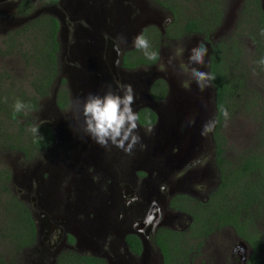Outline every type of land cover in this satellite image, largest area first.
<instances>
[{"label":"trees","instance_id":"1","mask_svg":"<svg viewBox=\"0 0 264 264\" xmlns=\"http://www.w3.org/2000/svg\"><path fill=\"white\" fill-rule=\"evenodd\" d=\"M148 1L173 16L165 30V39L198 35L209 45L206 68L216 77L211 82L215 93L212 143L216 182L206 200H197L188 194H176L171 199L170 206L187 214L191 222L185 230L160 229L156 233L154 238L163 264H171L175 255L171 239L176 243L174 248L182 254L177 264H192V255L203 253L205 242L222 228H229L235 237L250 246L252 251L246 264H264V65L259 63L264 59V11L261 1L242 0L230 33L220 38H215V34L226 26L230 0ZM38 2L40 6H50L58 0ZM35 9L32 0H23L16 13L27 16ZM57 29L54 17L40 14L9 29L0 40L1 57L17 59L21 68L28 71L21 79L13 67L0 65V153L14 151L26 159L32 158L53 139L47 122L37 124L39 135L31 129L37 126L33 124L32 113L38 110L41 99L51 97L58 76ZM142 35L152 36L151 50L158 53L162 37L159 30L148 26ZM156 61L136 48L122 58L123 67L128 69L152 65ZM26 78L29 79L26 81ZM165 92V82L156 80L153 97L161 99ZM17 100L27 106L25 110L15 111ZM65 101V91L59 89L56 104L63 107ZM221 108L228 110V119ZM145 111L148 114L139 116L138 121L152 123L155 114L148 109ZM240 122L248 124L252 134L245 135L238 130L232 134L227 130L234 129L235 125L238 127ZM0 159H3L1 154ZM11 176L9 164H0V264H28L37 255L33 253L37 229L28 205L10 184ZM127 243L134 251H140L138 238L128 236ZM55 264L105 262L66 251L55 258Z\"/></svg>","mask_w":264,"mask_h":264},{"label":"flooded vegetation","instance_id":"2","mask_svg":"<svg viewBox=\"0 0 264 264\" xmlns=\"http://www.w3.org/2000/svg\"><path fill=\"white\" fill-rule=\"evenodd\" d=\"M22 1L0 0V25L11 27L16 24L14 26H17L40 14H48L58 22L56 40L59 44L58 76L51 89V110L55 114V121L49 126L52 129L53 139L50 145L40 152L48 153L43 157L34 156L28 161L23 157L24 160L16 167L15 160L10 163L12 168L10 184L18 197L28 205L37 229L36 245L33 250L37 255L36 258L29 260L28 264H55V258L66 251L101 259L105 264H163L162 254L154 236L160 229L188 228L191 218L175 210L170 203L176 194L189 195L183 191V188L186 182L195 177L194 173L189 171L192 163L189 161L187 164L188 160L184 163L188 172L183 177L185 183H179L183 190L174 189L175 186L173 187L171 182L162 179L167 177L169 171L162 177L155 168L143 169L144 165L138 162H133L130 168H126L122 177L118 175L117 181L123 183L124 190L111 189L114 182L110 175L111 168L100 167L101 164L96 160L100 148L103 149L104 146L100 144L96 146L94 139L85 131L81 110L83 101L90 94L104 96L108 91H112L123 95L121 86L130 85L135 96L132 108L138 116H146L148 114L146 109L155 114L152 123L142 124L138 121L139 133L145 131L143 133L148 134L146 129L150 127L152 137V132L157 128L158 115L161 113V109L157 107L158 103L167 99L162 110H169L172 99L169 95L170 88L166 87L163 98L155 99L152 95L153 84L159 77L153 72L148 74L138 71L141 69L140 66L133 69L123 67L122 58L127 50L122 53L119 63L109 60L108 50L112 44L125 48L110 33V10L116 6V3H111L110 0H82L92 17L91 20L81 12L69 13L68 4L66 5L69 0L66 3L65 0H58L55 5L43 6L55 9L57 12L55 15L39 13L31 17L33 12L27 16H18L16 10ZM32 1L35 5L39 3L38 0ZM241 2L242 0H239V4ZM118 8L115 13L117 11L122 13V9ZM262 8L264 11L263 6ZM95 18L97 23L93 22ZM84 45L95 48L103 63V71L97 72V77L92 80L80 76L82 62L71 55L73 50H79ZM207 47L209 49V45ZM64 55L69 64L62 65ZM207 57L208 55L206 61ZM144 68L152 69L153 66L145 65ZM127 73L136 75L127 76ZM61 81L64 83L62 84ZM192 85L191 83V88ZM59 89L65 91L66 95L63 107L56 104V92ZM142 110L144 112L141 115ZM74 117L75 119H72ZM69 119L71 120L67 122ZM72 136L74 142L77 140L78 143L73 144ZM67 142L71 144L64 148V143ZM140 142L136 146H139ZM93 147L97 148L94 152ZM79 152L83 154L80 160L77 156ZM14 171L21 172L17 181V174L14 175ZM157 179H160L158 185L149 183ZM14 182L18 183L16 189L13 186ZM128 185H131L132 189L126 197L125 187ZM21 188L24 193L20 191ZM153 209L154 211L151 212ZM180 215L186 216L185 224L180 221ZM153 219V228L143 231V226ZM231 234L233 238V244H230L231 252L229 254L227 252V245L230 242L223 244L226 246L219 245L218 249L222 256L225 254L229 256L231 264H246L252 249L235 237L233 232ZM128 236L138 238L141 245L139 252L134 251L127 243ZM144 241L147 243L144 244ZM213 255V259L202 257L192 262L223 264L217 250ZM153 260H157L158 263Z\"/></svg>","mask_w":264,"mask_h":264},{"label":"rangeland","instance_id":"3","mask_svg":"<svg viewBox=\"0 0 264 264\" xmlns=\"http://www.w3.org/2000/svg\"><path fill=\"white\" fill-rule=\"evenodd\" d=\"M66 1L67 0H65V3ZM110 2L118 4L116 8L114 7L111 8L113 13L118 7H119L118 9H122L121 11H123V13L117 11L119 18L124 19V22L128 21L127 24L129 26H132L135 33L137 30V27L139 26L141 27L140 29H138L137 34L131 33L128 35L125 41H120L124 45L123 47L125 48H120L116 44L111 45L110 51L108 52L109 60L116 61L117 63H119L122 53H124L126 50L127 52L132 51L135 48L132 44L133 39L136 36L141 35L146 27L155 26L159 30V33L162 36L161 37V47L158 52L159 57L156 63L152 65H147V66H153L152 69L144 68L145 66H140L141 69H139L138 71L147 72L148 74L149 73L151 74L152 72L157 73L160 77L159 79H162L165 82L166 87L168 86V83L165 80V78H167L168 80L171 81V84L176 91H179L182 94L184 93L185 95L188 94V91L191 88L190 86L191 83L193 84L192 86H194V88L191 91L192 93H195V96H194L195 98H193V101H192L193 108L195 107L194 104H199L200 108L203 110L202 113H199L200 115L199 118H202L201 120H203L201 122L200 129H199V133H200L199 134L200 141L198 142L199 145L196 147L195 152L187 161V164L189 161L190 163H192L191 164L192 167L190 168L191 170L189 171L194 173L195 177L192 178L191 181L186 182V185L183 188L184 189L183 190L180 187L179 183H185V181H183V177L188 171H186V168H185L186 165L182 164L179 168L170 171L167 177L162 178V179H166L168 182H171L173 187L174 186L177 187V185H179V188L181 190L186 191L185 193H189V195H191L197 200H206L208 198L209 192L211 191V187L216 182V171L213 166L212 131L207 133L206 135H202V132H203L204 126L207 123L214 122V125H215V118H214L215 107L213 103V93H212L211 86L205 88L203 91L200 90V88L197 86L196 82L192 79L190 75V68L192 67V65H190L188 62V57L190 54L189 50L203 40L198 35H186L178 40L165 39L164 37L165 30L167 26L171 24V22L173 21V16L171 15L170 12L156 7L155 4L151 3L148 0H110ZM67 4L68 3H66V5ZM238 4H239V0H230V5L228 8L229 12L227 13V19H226V26L222 28L221 32L220 31L216 32L215 38H220L223 34L226 35L230 33V30L232 29L231 23L236 18V9H237ZM261 4L264 7V0H261ZM41 7L43 6H40L39 3L36 4V9L34 10V12L39 10V8ZM14 25L16 24H13L11 27L0 25V40L3 36V33L15 27ZM126 27L127 26L123 25L121 28L125 29ZM148 39L149 41H151L152 36L148 37ZM181 48H183L182 55H177L178 50H180ZM173 56H175V59L171 63H169V58ZM64 57L65 55L63 56L62 65L69 64L66 61V57L65 58ZM205 61H206V57H205ZM18 63L19 61L17 59L10 58L9 60H6L5 58H2L0 55V65H3V66L5 65L8 68L13 67L14 71L18 72L19 78L23 79L24 77H26V75H28V71L26 69H22L20 63H19L20 66H18V69H17ZM206 66H207V61H206ZM206 66L200 68V70L207 72ZM196 67H200V66L197 65ZM62 74H63V71H62ZM132 74H133L132 76L136 75L135 73H132ZM27 79L29 78H26V81ZM166 100L167 99H164L163 101H160L158 103L159 109H163ZM51 103H52L51 97L46 98L42 102L40 101L38 110L32 113L33 115L32 121L34 125H37L39 122H47L50 124L53 121H55V114H53L51 110V106H52ZM188 104H191V98L189 99ZM45 107L46 109H44ZM72 119H75V117ZM70 120L71 119L67 120V122ZM192 124H193V120L190 119L187 122V125L190 127V125ZM240 126L241 128H239ZM248 126H249L248 124L244 122H240L238 127H236L235 125L234 129L227 128V130L232 134H236L237 130L239 131V133H243L245 135L252 134L253 131H251L248 128ZM143 132L139 133L140 141L142 142H140V145L136 146L131 151V153H127L114 145H109L108 147H104L103 149L100 148V154L99 155L97 154V155L99 157H103V161L105 162L107 161L108 164H110L109 166L111 167V170L113 173L114 182H112L111 189L124 190V186L122 185L123 183L117 181L119 179L118 175L122 177L126 168H130L129 166L130 161L134 159L138 153L140 155V154H144L143 152L146 151L147 143L152 140V137L150 136L151 132H148V134H144ZM74 141H75L74 137L72 136L73 144L78 143L77 140L76 142ZM69 144H71V142L64 143V148L68 147ZM172 151L174 152L175 148H173ZM6 152L8 153H0L3 157V159H0V164L7 162V164H9V167L11 168L10 163L13 160H15V163H14L15 167L24 160L22 155L14 151H6ZM46 153L48 152H45L44 154ZM69 153H71V151H69ZM44 154L38 153L36 155L37 156L36 158L40 156L43 157ZM77 156H78V159L80 160L83 157V154L79 152ZM28 160H30V158H28L25 161H28ZM20 173H17L14 171V175L17 174L16 181L19 179ZM163 176L164 174L162 175V177ZM159 180L160 179H157L155 182L153 180V181H150L149 183L155 186L156 184L158 185ZM13 186H15L14 187L15 189L18 188V183L14 182ZM130 189H132L131 185H128L127 187H125V190H126L125 193L127 194L126 197L129 196ZM20 191L24 193V190L22 188L20 189ZM180 216H181L180 217L181 220L179 218H176V219L180 220L181 222L185 224L187 222L186 216L184 215H180ZM216 233H215L216 235L213 234L215 237L208 239L205 242L204 248L206 250H204V256H203V253H201L199 256H196V254L192 255L191 262L194 261L195 259L197 261L198 258L202 259V257H204L205 259H209V258L213 259L214 257L213 254L215 250H217L219 252V257L221 256L222 258L221 261L223 262V264H231L230 263L231 260L229 256H226V254L222 256V253L218 249V247L219 245H223L225 243L227 244L230 242L227 245L228 247L227 252L228 254L231 252L230 249L232 245L230 244H233L232 242L233 238L231 234L232 231H230L229 228H222V230L220 229ZM175 244L176 243H174V241L171 239L170 245L174 249V253H175L171 261V264H177L178 260L182 256V254L174 248ZM223 246H226V245H223ZM162 260H163V256H162ZM153 262L158 263L157 260L155 261L153 260Z\"/></svg>","mask_w":264,"mask_h":264},{"label":"water","instance_id":"4","mask_svg":"<svg viewBox=\"0 0 264 264\" xmlns=\"http://www.w3.org/2000/svg\"><path fill=\"white\" fill-rule=\"evenodd\" d=\"M68 2V12L77 13L81 12L83 15L91 18L92 17L86 7H84L82 0H69ZM115 8L117 7L114 6ZM111 11V25L110 33L116 37L118 41H125L129 34H137L138 29L141 26L137 27L136 33L132 26H129L128 21L124 22V19L119 18V15L114 14ZM39 13H49L55 15L56 10L51 7H42L31 17ZM123 13V11H122ZM93 22L97 23V19H93ZM122 22V23H121ZM126 23V24H125ZM127 26L125 29H122V26ZM111 48V46H110ZM110 49L108 50V52ZM73 58H79L82 62V69L79 70L80 76L86 79H94L97 77V72L103 71V63L100 58L99 52L88 45L82 46L79 50H73L71 52ZM109 55V54H108ZM155 74V73H154ZM157 74V73H156ZM133 74L127 73V76H132ZM156 76V75H155ZM157 77L159 75L157 74ZM160 78V77H159ZM165 78V77H164ZM170 88L169 95L171 96V103L169 110H160V115H158V121L156 124L155 131L152 132V140L147 143L146 151L144 154L138 153L137 157L130 161V165L133 162H138L140 165L143 164L144 168L156 169V172L159 175L166 176L168 171L179 168L184 164L195 152L196 147L199 145L200 141L199 129L202 118H199V113H202L203 110L200 108L199 104L192 105L193 98H195V93H192L194 86L188 91V94H182L179 91H176L171 81L165 78ZM170 82V83H169ZM145 85H143V88ZM212 89V88H211ZM213 93V103L215 93ZM191 95V96H190ZM191 98V104H188L189 99ZM192 106V107H191ZM158 107V106H157ZM168 113V114H167ZM193 120V124L190 127L187 125L189 120ZM95 145H99L96 141H93ZM154 142V143H153ZM175 148L173 152L172 149ZM96 147L92 148V151H96ZM99 159V160H98ZM97 163H100V167L111 168L108 162L103 161V157H98ZM104 165V166H103ZM167 172V173H166ZM113 173L110 172V175ZM176 190H181L179 186L175 187ZM154 209L151 211L153 212ZM154 219L150 220L148 224L144 225L143 231H148L153 228ZM123 238V237H122ZM123 243V242H122ZM147 243L144 241V244Z\"/></svg>","mask_w":264,"mask_h":264},{"label":"clouds","instance_id":"5","mask_svg":"<svg viewBox=\"0 0 264 264\" xmlns=\"http://www.w3.org/2000/svg\"><path fill=\"white\" fill-rule=\"evenodd\" d=\"M133 46L143 52L150 60H157L159 54L151 50V43L144 35L136 36L132 41ZM188 62L190 75L196 82L197 86L203 91L211 86L215 76L210 72L201 71L200 68L206 66L205 57L208 55L207 45L201 41L189 50ZM183 48L178 50L177 55H182ZM175 59V56L169 58V63ZM260 64L264 65V59ZM200 67H196V66ZM123 95L108 91L104 96L89 95L83 101L81 115L84 117V128L88 135L101 146L108 147L114 145L127 153L135 148L140 142L139 136V116L133 110L132 105L135 103V96L130 85L121 86ZM26 105L17 100L14 105L16 112L26 109ZM225 119H228L229 113L226 108H221ZM27 114V113H26ZM214 128V122H209L204 126L202 135H206ZM31 131L39 135V126H33ZM146 131L150 132L151 128Z\"/></svg>","mask_w":264,"mask_h":264}]
</instances>
